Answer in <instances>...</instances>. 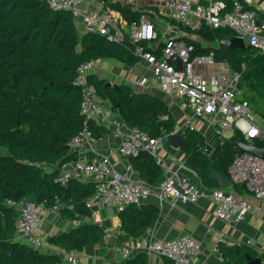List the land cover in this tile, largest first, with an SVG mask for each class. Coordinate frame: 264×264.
Here are the masks:
<instances>
[{"label":"trees","instance_id":"obj_1","mask_svg":"<svg viewBox=\"0 0 264 264\" xmlns=\"http://www.w3.org/2000/svg\"><path fill=\"white\" fill-rule=\"evenodd\" d=\"M223 1L230 9L234 0ZM106 5L128 24L138 22L143 13L153 14L154 9H135L117 1ZM170 22L198 38H177L190 47L192 58L212 54L214 60L239 73L243 85L264 97V52L251 46L243 50L221 47L222 40L234 36L226 28L213 29L203 23L191 28ZM163 45L159 42L158 49ZM104 59H115L128 67L139 61L127 35L108 41L97 33H82L70 12L52 10L47 0H0V264L63 262L56 254H45L16 239L19 213L7 205L9 201H33L57 209L63 219L79 221L77 227L48 240L65 252L81 251L104 241L105 230L86 222L91 212L84 201L92 195L95 185L70 180L63 186L57 182L60 167L76 160L69 142L84 122L80 92L73 85L77 70L87 61ZM88 80L98 98L126 124L152 137L174 132L176 121L159 98L136 93L126 85H110L94 74ZM259 116L264 121V113ZM88 127L97 140L108 132L92 120ZM239 140L243 139L235 132L212 150L196 129L187 126L180 137V150L202 185L213 188L218 185L210 178L211 168L228 178L227 169L239 152L235 146ZM137 158L140 179L152 185L160 176L159 166L147 153L131 159ZM119 217L121 231L137 238L155 221V207L128 204L119 211ZM219 251L224 263L234 259L236 264H246V257L257 258L245 244L220 243ZM232 255L236 257L232 259ZM145 257L139 253L118 264H145ZM258 258L264 263V254Z\"/></svg>","mask_w":264,"mask_h":264},{"label":"built area","instance_id":"obj_2","mask_svg":"<svg viewBox=\"0 0 264 264\" xmlns=\"http://www.w3.org/2000/svg\"><path fill=\"white\" fill-rule=\"evenodd\" d=\"M85 0H47L55 11H68L78 22L82 33H97L108 41L123 38L125 30L129 41L135 46V55L144 68L137 85L146 86L156 81L160 90L182 102L191 116L184 127L194 128L195 121L211 128L213 134L223 142V134L232 131L241 135L243 143L256 144L264 148V127L259 126L251 115V107L241 96L240 74L232 72L223 62L214 60L213 55L191 57L190 47L177 40V32L170 25L160 24L157 16L143 13L138 22L123 24L84 10ZM160 11L168 19L182 26L197 28L201 23L213 29H229L235 38L246 46L264 52V22L256 12L234 0L230 9L223 0H158ZM164 45L158 49L160 39ZM143 43L146 45L143 46ZM98 60L81 64L73 85L81 96L80 113L84 118L79 132L70 140V151L84 144L96 142L89 130L88 122L95 121L112 131L120 139L117 154L123 158H135L141 152L147 153L163 167V183L156 194L160 200H172L187 205L196 203L207 195L214 202L215 216L226 223L243 220L252 211L250 205L233 193L221 189L203 192L190 180L172 170L159 157L164 135L152 137L133 126L121 127L111 109L99 99L95 87L88 78ZM176 133V131H175ZM237 148L238 146L235 145ZM236 153L228 166L227 175L231 184L241 187L256 200H264V158L248 152ZM91 182L95 190L84 202L86 208L115 206L119 211L128 204H139L153 194L143 181H135L126 173L113 169L108 156L96 160H75L62 165L57 182L66 185L68 181ZM19 213L16 223V239L30 247L43 250L47 241L42 235L43 206L33 201L7 202ZM226 245H236L226 241ZM120 260L136 254L155 255L170 260L173 264H199V244L189 235L172 240H152L145 237L128 239L113 248ZM63 262L77 264L78 259L63 251H54Z\"/></svg>","mask_w":264,"mask_h":264},{"label":"crops","instance_id":"obj_3","mask_svg":"<svg viewBox=\"0 0 264 264\" xmlns=\"http://www.w3.org/2000/svg\"><path fill=\"white\" fill-rule=\"evenodd\" d=\"M115 1L121 4H131L135 9L150 6L154 8L151 11L153 15L157 16L160 24L163 26L170 25L176 30L178 37L187 36L192 39H198L189 33L179 30L168 18H163L162 16L165 15L160 11L158 0H109L108 2ZM241 3L245 7L254 10L257 18L264 22V0H241ZM106 4L107 2L104 3L102 0H85L81 4V7L94 14L113 19L119 25L121 23L123 24V18L118 13L110 10ZM122 30V34L126 35L125 30ZM160 41L163 42L164 39L162 38ZM143 70V66L139 63H136L133 67H128L115 59H104L98 60L92 74L98 79L106 80L110 85H126L136 93H146L159 98L168 106L169 111L176 121V127L173 133L176 131V133L181 135L185 129L184 123L191 116L190 111L184 106V102L164 94L156 81L152 80L143 87L137 85V80L142 75ZM112 113L115 115L121 127L126 129L127 126H130L119 115L114 112ZM261 121L263 120L261 119ZM197 122L199 121H195V124ZM199 124L200 128L196 129L193 126L194 129L204 137L206 144L212 150L215 149L217 144L221 142L220 139L213 134L211 128H207L202 122H199ZM230 132L231 135L228 137H225L223 134V140H228L234 135L232 131ZM164 134L165 137L159 151V157L166 162L169 168L177 170L181 176L187 177L190 182L203 192L217 188L233 193L236 197L244 199L250 205L252 211L241 221L226 223L216 218L214 202L207 195L199 198L196 203L187 205H182L172 200L158 199L156 192L163 183L165 175L162 165L154 159L160 168V176L156 178L155 183L152 185L143 181L153 190V194L139 204L155 207L156 218L153 224L137 238L145 237L152 240H172L181 235H189L200 246L198 254L199 264H236L233 262L235 261L233 259L236 257L235 255L231 256L233 261L224 263L222 254L219 251V244L224 243L226 245V241L235 242L236 245H247L255 253L257 258L264 254V200H256L245 189H241V187L232 184L226 189L220 187L217 183V187H204L199 177L186 162L185 156L180 148L174 149L170 146L167 137L171 134L163 133L162 135ZM119 143L120 139L115 138L112 131L108 130L95 143H86L81 148L71 152L77 154L76 160H96L103 156H108L114 170L120 173H126L127 168H129V176L131 179L142 181L136 169L138 158L135 161V159L120 157L117 154ZM90 212L91 215L86 219V222L99 225L105 230L106 236L104 241L98 245L86 247L81 251L65 252L59 246L48 243V240L52 235L77 227L79 221L63 219L58 214L57 209L43 207L41 213L43 218L42 235L47 241V246L41 252L54 254L55 250L63 251L70 256L76 257L78 259L77 264H118L120 259L114 253L113 248L134 237L121 231L119 210L115 206L96 207L90 210ZM144 261L145 264H173L170 260L155 255H146ZM62 264L67 263L62 262ZM261 264L264 263L261 262Z\"/></svg>","mask_w":264,"mask_h":264},{"label":"water","instance_id":"obj_4","mask_svg":"<svg viewBox=\"0 0 264 264\" xmlns=\"http://www.w3.org/2000/svg\"><path fill=\"white\" fill-rule=\"evenodd\" d=\"M104 3L108 2L109 0H102ZM219 45L221 47L227 48V49H239L243 50L247 46L244 44V42L241 39L232 37L229 39L222 40ZM180 137L181 135L178 133H173L167 137V141L169 142L170 146L174 149L180 148ZM236 145L240 149L241 152H248L250 154L259 156L264 158V148H259L256 144L250 145L245 144L243 141L239 140ZM211 180L215 183H217L220 187L226 189L231 186L230 180L223 176L219 171L211 168ZM241 189H244L243 186H241ZM246 264H261V261L259 258H256L254 260L250 259L249 257L246 258Z\"/></svg>","mask_w":264,"mask_h":264},{"label":"rangeland","instance_id":"obj_5","mask_svg":"<svg viewBox=\"0 0 264 264\" xmlns=\"http://www.w3.org/2000/svg\"><path fill=\"white\" fill-rule=\"evenodd\" d=\"M240 90H241V96L243 99H249V101L251 102V115L254 119V121L261 127L264 126V122L261 121V119L259 118L262 113H264V97L261 96L259 93H255L253 90H251L250 87L245 86L242 84V81L240 79ZM196 129L200 128V124L199 122H197L196 124H194ZM231 135L230 131H226L224 132V136L228 137Z\"/></svg>","mask_w":264,"mask_h":264}]
</instances>
